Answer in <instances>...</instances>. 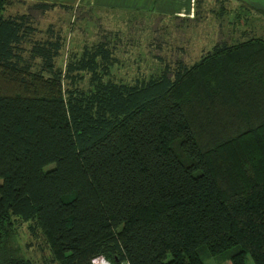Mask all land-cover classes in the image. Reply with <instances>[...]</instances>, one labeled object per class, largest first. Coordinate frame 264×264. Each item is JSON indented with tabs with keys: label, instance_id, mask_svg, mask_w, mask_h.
I'll list each match as a JSON object with an SVG mask.
<instances>
[{
	"label": "trees",
	"instance_id": "trees-1",
	"mask_svg": "<svg viewBox=\"0 0 264 264\" xmlns=\"http://www.w3.org/2000/svg\"><path fill=\"white\" fill-rule=\"evenodd\" d=\"M11 4L0 0V264H264V40L237 28L189 66L126 83L105 35L55 67L63 39L36 40L29 15L53 5ZM252 11L264 17L241 4L228 22L247 27ZM19 224L45 249L21 246Z\"/></svg>",
	"mask_w": 264,
	"mask_h": 264
},
{
	"label": "rangeland",
	"instance_id": "rangeland-1",
	"mask_svg": "<svg viewBox=\"0 0 264 264\" xmlns=\"http://www.w3.org/2000/svg\"><path fill=\"white\" fill-rule=\"evenodd\" d=\"M234 7V3H227L228 16L225 15L217 21L209 16L213 13L203 11L201 20L196 19V24L193 21L187 23L183 19L159 22L153 18L135 23L133 16L122 12L114 14L74 10L70 15L63 11L47 10L43 14L34 11L29 15H32L35 28L39 32L35 36L36 40L41 41L57 34L63 39L64 45L55 60V67H62L69 53L79 52L83 45L91 44L105 35L116 48L114 51L116 64L110 69L114 80L131 83L140 75L146 76L165 64L173 68L175 61H181L189 66L214 43L219 41L228 43L229 38H238L240 33L237 28L248 30L247 37H260L264 40V17L252 11L247 27H240L241 23L235 27L228 22L232 21L230 12ZM218 28H221L219 33ZM46 30L50 31L49 35H46ZM16 233L21 246L31 241L33 246L42 245L41 248L45 249L39 238L34 240L28 236L25 225L19 224ZM33 246L26 249V254L30 259L37 260L40 255ZM200 260L202 264H228L223 261L221 255L209 257L201 253ZM246 264H251L249 259L246 260Z\"/></svg>",
	"mask_w": 264,
	"mask_h": 264
},
{
	"label": "crops",
	"instance_id": "crops-1",
	"mask_svg": "<svg viewBox=\"0 0 264 264\" xmlns=\"http://www.w3.org/2000/svg\"><path fill=\"white\" fill-rule=\"evenodd\" d=\"M11 4L6 9L8 15L23 12L25 5L47 4L53 5L51 12L56 10L69 13L78 11H100L107 13H124L133 16V21L140 23L147 19H156L159 22L165 20L193 21L201 20L202 12L210 14L211 19L217 21L222 18L217 15L221 10L226 11L227 3H234L235 7L246 4L252 9L264 10V0H11ZM209 6V7H207ZM211 6H214L211 8ZM71 17V16H70ZM140 20V21H139ZM106 261L104 260V264ZM108 263V262H107ZM109 264V263H108Z\"/></svg>",
	"mask_w": 264,
	"mask_h": 264
},
{
	"label": "built area",
	"instance_id": "built-area-1",
	"mask_svg": "<svg viewBox=\"0 0 264 264\" xmlns=\"http://www.w3.org/2000/svg\"><path fill=\"white\" fill-rule=\"evenodd\" d=\"M108 264L107 262H105ZM91 264H104V260L102 257H97L91 261Z\"/></svg>",
	"mask_w": 264,
	"mask_h": 264
},
{
	"label": "clouds",
	"instance_id": "clouds-1",
	"mask_svg": "<svg viewBox=\"0 0 264 264\" xmlns=\"http://www.w3.org/2000/svg\"><path fill=\"white\" fill-rule=\"evenodd\" d=\"M104 260V259H103Z\"/></svg>",
	"mask_w": 264,
	"mask_h": 264
}]
</instances>
